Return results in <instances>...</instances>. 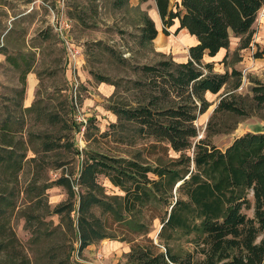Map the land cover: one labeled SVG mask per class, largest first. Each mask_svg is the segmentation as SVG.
Instances as JSON below:
<instances>
[{
	"label": "trees",
	"instance_id": "1",
	"mask_svg": "<svg viewBox=\"0 0 264 264\" xmlns=\"http://www.w3.org/2000/svg\"><path fill=\"white\" fill-rule=\"evenodd\" d=\"M127 2L114 0L113 5L120 8ZM155 4L165 35L178 21L174 31L185 29L196 43L188 47L185 61L162 59L131 65L137 77L128 81L127 92L132 91L133 100L114 102L109 109L135 125L136 137L150 141L141 153L129 157L86 153L77 181L88 188L79 193L76 222L71 217V201L52 211L66 219L70 237L64 254L56 244L43 256L30 255L12 226L22 193L19 173L26 164L36 163L40 151L64 143L48 133L24 138L27 114L35 104L24 107L22 99L35 56L31 51L0 45L19 82L13 89L14 99L0 100V264H38L44 259L45 264H70L75 241H79L80 251L83 245L105 238L128 243L123 264H264V128L235 136L224 147L211 141L215 135L236 129L239 118L264 119V84L252 79V95H242L237 92L241 71L216 72L212 62L203 61L205 54L213 57L227 49L231 36L239 38L240 49L249 47L264 0H155ZM142 15L138 44L151 46L157 30L153 20ZM109 51L114 55L113 49ZM224 55L222 62L227 52ZM93 75L98 82L113 85L116 96V81ZM222 88L199 137L195 121L210 106L205 93L217 94ZM8 102L14 106L10 108ZM46 114L49 120L59 119ZM36 139L39 142L33 145ZM29 150L33 157H27ZM139 154L153 163L140 161ZM98 174H104L123 194L107 199L94 195L90 189L96 186ZM55 184L66 185L69 194L73 193L66 177L60 176ZM29 186L23 190L36 188ZM91 205L100 208L93 220L87 217ZM247 209H252L251 217L245 213ZM21 212L26 223L36 219L31 212ZM155 220L160 225L156 240L149 235ZM37 227L32 229L34 243L40 238ZM185 245L191 248L186 250Z\"/></svg>",
	"mask_w": 264,
	"mask_h": 264
},
{
	"label": "rangeland",
	"instance_id": "2",
	"mask_svg": "<svg viewBox=\"0 0 264 264\" xmlns=\"http://www.w3.org/2000/svg\"><path fill=\"white\" fill-rule=\"evenodd\" d=\"M113 1L0 0V45L5 43L10 49L31 51L35 56L32 72L28 76L32 87L31 100L24 101L26 94L22 99L23 106L35 104V109L27 114L24 138L30 134L48 133L56 137L58 143H64L48 151H40L36 163L26 164L19 173L22 193L12 217V226L30 255L43 256L44 251L56 244L61 245L59 253L64 254V245L69 246L67 243L70 236L64 225V212L61 220L60 215L52 211L56 206L71 201L74 205L71 217L76 222L79 193L81 189L88 188L85 184L79 185L77 181L86 153L129 157L141 153L150 141L136 137L135 125L119 119L109 109V105L114 102L133 100L130 93L132 91L127 92L128 81L137 77L133 74L131 65L152 64L162 59L185 61L188 56V42L183 37L184 31L175 32L174 26L169 28V36L179 39L177 44L159 49L156 43L161 41V34L153 39L151 46L138 44L137 29L143 22L142 13L151 17L153 0H128L120 8L114 7ZM174 1L176 0H170ZM259 14H264V6L258 12L249 47L240 49L239 38L231 36L227 49H222L213 57L206 54L203 57V61L213 63V70L216 72L230 71L233 68L241 71V84L237 92L242 95H252V79L264 84V52H261L264 49V32L259 26L263 16ZM63 20L69 25L63 30L64 38L55 29ZM160 24L162 25L161 21ZM110 49L115 51L117 58L125 61H117L110 54ZM226 52L227 57L222 62ZM258 53L261 54L260 57H256ZM2 55L0 52V100H12L15 98L13 89L19 86L18 75ZM93 74L116 81L119 84L116 96H113L116 92L113 85L98 82ZM74 76L80 81L76 90L77 106L74 104L71 81ZM108 86L111 91L107 90ZM223 90L224 88L217 94L205 93L210 106L195 121L199 137L203 135L207 120ZM8 103L10 108L14 106L13 103ZM46 113L56 115L59 119L49 120ZM79 123H84L82 132ZM262 128L264 119L256 116L239 118L236 129L231 133L215 135L211 141L224 147L235 136ZM38 142V139L34 140L33 145ZM170 155L176 156L174 152H170ZM33 156V152L29 150L27 157ZM136 157L142 162L153 163L144 154ZM60 176L66 177L71 185V195L65 184H55ZM94 181L96 186L90 190L101 199L123 194L104 174L96 175ZM28 185H36V188L24 191ZM26 203H31V208H26ZM21 210L33 213L36 219H31V224L26 223ZM245 213L250 217L253 214L252 209L245 210ZM99 214L100 208L91 205L87 217L93 220ZM38 225L41 229L38 230L40 238L34 243L32 229H36ZM159 228V222L155 220L149 233L154 240ZM72 247L70 264H123L126 261L125 253L129 250L125 241L109 238L91 241L83 245L80 251L79 241H75ZM190 248V245L184 246L186 250ZM98 253L101 257H98ZM45 263L46 259L38 261V264Z\"/></svg>",
	"mask_w": 264,
	"mask_h": 264
},
{
	"label": "crops",
	"instance_id": "3",
	"mask_svg": "<svg viewBox=\"0 0 264 264\" xmlns=\"http://www.w3.org/2000/svg\"><path fill=\"white\" fill-rule=\"evenodd\" d=\"M263 6H264V4H263ZM263 6H262V8H263ZM151 9H152L151 10L152 12L150 13V16H151L150 18L153 20V22L155 24V28L157 30L156 37H158L159 34L162 35L161 41L159 43H156L157 47L159 49H162L163 50V49L168 48L169 44H170V46L177 44V42H179V39L175 38L173 35H172V37H170L169 35L168 36H165L163 34V32H162V25L160 24L161 19H160L159 15H158V12H157L155 0H153V6H152ZM260 19L262 21V24H259V26L263 29V32H264V16L261 17ZM177 24H178V21H175L174 24H173L174 27L173 26L172 27L175 29L176 26H177ZM254 26H255V24H254ZM181 30L184 31L183 37L186 38V42H188V47L191 46V45H194L196 43V38L194 36L190 35L185 29H181ZM2 35H4V34H2ZM156 37L154 38V40L156 39ZM173 38H175V39H173ZM221 50L219 52H221ZM2 57L4 58V54L2 55ZM0 58H1V56H0ZM74 68H76V67H74ZM31 72L32 71H30L27 74V76H26V89H25L26 98L24 99L25 102H30V100H31L30 98H31V94H32V87H31V84L29 83V79H28V76H29V74ZM71 81H72V84H73V88L75 90V86L74 85L77 83L78 84L77 86H79L80 81L75 76L72 77V80ZM109 87L110 86L107 87V90L108 91H111L112 89H110ZM76 100H77V98H76ZM26 105H28V104L26 103ZM25 107H28V106H25Z\"/></svg>",
	"mask_w": 264,
	"mask_h": 264
},
{
	"label": "built area",
	"instance_id": "4",
	"mask_svg": "<svg viewBox=\"0 0 264 264\" xmlns=\"http://www.w3.org/2000/svg\"><path fill=\"white\" fill-rule=\"evenodd\" d=\"M260 16H264V14H259ZM68 23L65 21H60L58 23V25H56L55 29L60 33V35L62 36V38H64V28L68 27ZM78 84L76 83L75 86V90H74V102L76 101V90H77V86ZM76 106L78 105L76 102L74 103ZM81 124L80 126V131L82 132L84 130V123H79ZM98 257H101V255L98 253Z\"/></svg>",
	"mask_w": 264,
	"mask_h": 264
}]
</instances>
